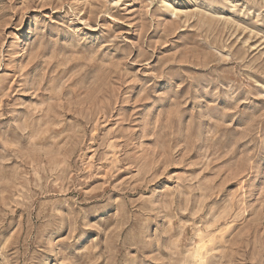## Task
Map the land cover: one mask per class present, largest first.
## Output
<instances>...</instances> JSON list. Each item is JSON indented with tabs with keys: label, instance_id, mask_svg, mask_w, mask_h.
I'll use <instances>...</instances> for the list:
<instances>
[{
	"label": "rangeland",
	"instance_id": "374dc122",
	"mask_svg": "<svg viewBox=\"0 0 264 264\" xmlns=\"http://www.w3.org/2000/svg\"><path fill=\"white\" fill-rule=\"evenodd\" d=\"M0 264H264V0H0Z\"/></svg>",
	"mask_w": 264,
	"mask_h": 264
}]
</instances>
